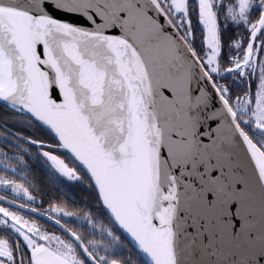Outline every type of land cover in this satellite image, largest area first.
Here are the masks:
<instances>
[{"label": "snow or ice", "instance_id": "1", "mask_svg": "<svg viewBox=\"0 0 264 264\" xmlns=\"http://www.w3.org/2000/svg\"><path fill=\"white\" fill-rule=\"evenodd\" d=\"M0 110V264H264V0H0Z\"/></svg>", "mask_w": 264, "mask_h": 264}, {"label": "flooded vegetation", "instance_id": "2", "mask_svg": "<svg viewBox=\"0 0 264 264\" xmlns=\"http://www.w3.org/2000/svg\"><path fill=\"white\" fill-rule=\"evenodd\" d=\"M4 113H0V119H3ZM13 127V125H9ZM17 128L21 126H15ZM26 134H32L34 136L46 137L48 133L43 129L25 128ZM2 144V140H0ZM32 151L38 152V148L33 147ZM28 163L30 167L26 170L29 174V178L33 180L36 185L43 190L44 195L40 196L45 201V207L49 199L55 201H67L68 211H76L79 209L88 210L89 207L95 205L94 193L91 188L86 184H75L67 181L66 178L55 174L52 169L40 158H29ZM44 223V220H41ZM75 227H80L79 221H74ZM51 227V225H49ZM123 254L127 255V249L123 250Z\"/></svg>", "mask_w": 264, "mask_h": 264}, {"label": "water", "instance_id": "3", "mask_svg": "<svg viewBox=\"0 0 264 264\" xmlns=\"http://www.w3.org/2000/svg\"><path fill=\"white\" fill-rule=\"evenodd\" d=\"M43 129H44V130L47 132V130H46L45 128H43ZM47 133H48V132H47ZM125 235H127V234H125ZM128 239L130 240V239H131V237L129 236V237H128Z\"/></svg>", "mask_w": 264, "mask_h": 264}, {"label": "trees", "instance_id": "4", "mask_svg": "<svg viewBox=\"0 0 264 264\" xmlns=\"http://www.w3.org/2000/svg\"><path fill=\"white\" fill-rule=\"evenodd\" d=\"M0 113L2 114V113H3V111H2V110H0Z\"/></svg>", "mask_w": 264, "mask_h": 264}]
</instances>
